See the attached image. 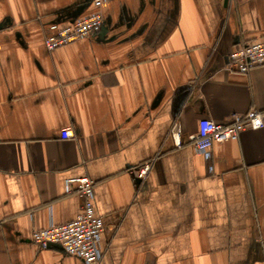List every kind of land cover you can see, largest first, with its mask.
I'll return each instance as SVG.
<instances>
[{
    "label": "crops",
    "instance_id": "obj_1",
    "mask_svg": "<svg viewBox=\"0 0 264 264\" xmlns=\"http://www.w3.org/2000/svg\"><path fill=\"white\" fill-rule=\"evenodd\" d=\"M92 10L0 0V264H85L32 239L79 214L64 181L78 176L105 220L102 264H264V64L224 68L264 39V0H110L103 28L46 48L52 24ZM251 109L263 121L238 139L202 152L188 140L203 118Z\"/></svg>",
    "mask_w": 264,
    "mask_h": 264
},
{
    "label": "built area",
    "instance_id": "obj_2",
    "mask_svg": "<svg viewBox=\"0 0 264 264\" xmlns=\"http://www.w3.org/2000/svg\"><path fill=\"white\" fill-rule=\"evenodd\" d=\"M110 0H92L94 10L77 17L71 22L50 26L51 33L45 35V46L48 50L67 45L76 40L86 38L99 30L104 23L101 7ZM229 62L224 68L244 74L264 64V39H256L234 47L229 52ZM263 114L259 109H251L246 113H235L229 123H217L211 118H203L199 129L188 135L193 147L202 152L215 143L238 139L240 133L248 127L259 125ZM180 125L175 124L172 137L177 146L183 143ZM60 136L63 139L74 137L70 126L62 127ZM151 161H146L135 170L136 177L143 179L151 170ZM66 194L76 193L81 199L79 214L72 220L56 224L51 221L46 227L34 230L32 239L40 248H46L51 243L60 244L70 255L80 257L85 264H102L103 250L101 236L105 230L104 217L95 210L94 181L88 176L68 177L65 180ZM261 251L264 255V238L261 240Z\"/></svg>",
    "mask_w": 264,
    "mask_h": 264
},
{
    "label": "water",
    "instance_id": "obj_3",
    "mask_svg": "<svg viewBox=\"0 0 264 264\" xmlns=\"http://www.w3.org/2000/svg\"><path fill=\"white\" fill-rule=\"evenodd\" d=\"M92 1V0H91ZM104 27V25H102V28ZM49 246H58V247H62L60 244H56V243H51Z\"/></svg>",
    "mask_w": 264,
    "mask_h": 264
}]
</instances>
